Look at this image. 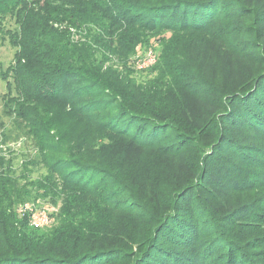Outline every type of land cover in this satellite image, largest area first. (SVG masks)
Returning a JSON list of instances; mask_svg holds the SVG:
<instances>
[{
  "label": "trees",
  "instance_id": "16d2710c",
  "mask_svg": "<svg viewBox=\"0 0 264 264\" xmlns=\"http://www.w3.org/2000/svg\"><path fill=\"white\" fill-rule=\"evenodd\" d=\"M40 1L0 0V16L15 14L20 23L19 29L10 33L20 45L15 62L0 70L7 89L2 97L4 105L19 119L28 114L23 106L26 103L55 98L64 101L62 80L69 70L72 54L88 62L89 43H101L105 39L100 36L112 35L118 28L124 27L126 31L131 28L134 32V26H138L141 32L169 34L164 48L174 56L180 45L197 42L211 44L231 54L234 53L232 41L238 40L233 38L230 25L216 28L218 21L231 19L226 14L223 17L221 11L251 9L254 22L257 21L256 29H259L258 38L264 37V0H77L85 7L65 13L46 1V5L35 11ZM142 2L146 5L142 6ZM253 3H256L254 8ZM71 28L83 29L86 41L71 40ZM190 36L196 39L183 41ZM127 43L132 44V41ZM256 43L260 61L250 71H244L241 82L226 95L228 100L221 106L226 112L221 120L215 122L213 116L211 118L221 133L211 144L213 153L207 158L201 181L192 179L193 176L176 180L175 189L166 193L159 210L141 202L142 208L136 204L140 212L135 214L142 215L147 223L143 235L135 237L136 220L133 222L134 218L128 216L132 214L128 209L135 202V184L130 179L122 183L125 199L116 202L92 190L96 179L91 176L82 180L85 175L81 178L75 173L70 167L74 164L50 165L48 175L37 181L27 178L28 174L19 178L9 167L0 174V264H13L19 262L16 261L19 258L31 264H264V42ZM39 55L34 62L41 63L44 69L32 72L33 58ZM199 58L196 61H200ZM170 71L174 75L175 70ZM196 80L205 86L212 84L211 80L202 81V76ZM182 108L181 105L177 118L172 117L183 123ZM128 110L165 118L160 109L150 107L147 113L138 104ZM205 121L208 124L210 120ZM180 128L183 130V126ZM149 144L155 145L154 142ZM193 146L195 151L179 153L182 161L191 157L188 163L192 165L196 163L194 155H200L199 149L204 148L200 140ZM208 170L214 171L218 179ZM186 171L191 175L195 173L191 168ZM21 179L25 180L24 185H20ZM28 181L36 185L44 200L58 207L52 216L62 219L54 226L51 223L49 230L35 229L26 211L20 218L19 208L28 203ZM185 191L187 194L183 196ZM259 192L262 194L257 195ZM84 194L93 198L82 197ZM194 201L199 202L200 215L196 214L200 216L199 222L203 218L204 225L199 227L198 222L192 221L187 230L179 231L175 216L185 207L194 213ZM112 204L116 207H111ZM80 215L82 221L76 222Z\"/></svg>",
  "mask_w": 264,
  "mask_h": 264
},
{
  "label": "rangeland",
  "instance_id": "374dc122",
  "mask_svg": "<svg viewBox=\"0 0 264 264\" xmlns=\"http://www.w3.org/2000/svg\"><path fill=\"white\" fill-rule=\"evenodd\" d=\"M45 1L62 13L77 12L85 7L77 0H41L35 11L46 5ZM141 4L146 5L145 2ZM251 5L254 8L256 3ZM221 12H224L223 17L226 14L231 19L218 21L216 28L231 26L233 38L238 40L232 41L234 53L228 54L211 44L199 45L197 42L180 45L174 56L164 48L169 34L164 35L162 31L158 34L141 32L138 26H134V32L131 28L127 31L124 27L118 28L112 35L100 36L105 39L101 43H89L86 49L90 56L88 62L84 63L85 60L79 58L78 54H72L69 70L62 80L65 83L64 101L55 98L53 101L26 103L23 106L28 114L24 119H19L17 114L9 111L11 108L8 105H4L2 97L7 89L0 77V174L11 167L17 177L28 174L27 178L37 181L48 175L50 165L67 167L66 163H70L75 165L70 167L81 178L85 175L82 180L91 176L96 179L92 190L116 202L125 199L122 197V183L130 179L135 184V202L128 209L132 212L128 216L134 218L133 222L136 220L133 234L138 239V235L144 234L147 223L142 215H136L140 212L136 204L142 208L141 202L150 209L155 206L159 210L166 193L175 189L176 180L183 181L193 176L192 179L201 181L207 158L213 153L211 144L221 133L220 127H215L211 118L213 116L215 122L221 120L226 112L221 108L228 100L226 95L241 82L244 71H250L260 61L256 42H264V37L258 38L259 29H256L253 11L229 9V13L226 10ZM18 20L15 14L0 16V70L13 64L15 54L20 50L18 39L10 35L19 29ZM69 31L74 42L86 41L83 29L71 28ZM119 33L121 35L118 37ZM190 39L196 38L190 36L183 41ZM246 40L249 43L246 44ZM128 41H132V44H128ZM68 50L74 52L71 48ZM38 57L40 55L33 58L32 72L38 73L37 70L44 69L41 63L34 62ZM198 57L200 61H196ZM181 63L186 66H178ZM171 69L175 70L174 75ZM200 76L202 81L211 80L212 84L205 86L198 82L196 77ZM133 103L144 107L147 113L150 107L160 109L165 118L160 119L142 111L140 114L129 112V107L136 106ZM181 105L183 123L172 117H178ZM207 119L210 120L208 124L204 122ZM180 126H183V130ZM161 138L163 141L159 142ZM199 140L204 148L199 149L200 155H194L197 156L196 163H188L191 157L182 161L179 153L195 151L193 145ZM150 142L155 145L150 146ZM152 148H155V152ZM187 168L194 169L195 173L188 174ZM209 173L218 179L214 171ZM24 183L25 180H22L20 185ZM26 187L29 191L28 203L19 208L20 218L26 214L24 211L30 216L45 212L53 226L59 223L62 218L52 216L58 207L44 200L37 192L36 185L28 181ZM185 194L186 191L183 196ZM82 197L93 198L88 194ZM59 202L61 204V199ZM116 204L111 207H116ZM186 208L175 216L179 231L187 230L192 221L195 224L198 222L199 227L204 225L203 218L201 222L198 221L199 202L194 201V213ZM81 218V215L78 216L76 222L82 221ZM188 218L190 220L186 221ZM195 224L194 228L199 231ZM47 227L41 230H49ZM134 243L136 245V241ZM17 260L19 262L13 264H31L28 260Z\"/></svg>",
  "mask_w": 264,
  "mask_h": 264
},
{
  "label": "built area",
  "instance_id": "2783aa9c",
  "mask_svg": "<svg viewBox=\"0 0 264 264\" xmlns=\"http://www.w3.org/2000/svg\"><path fill=\"white\" fill-rule=\"evenodd\" d=\"M31 225L35 229H43L51 224V219L45 212H40L38 214L31 215Z\"/></svg>",
  "mask_w": 264,
  "mask_h": 264
}]
</instances>
